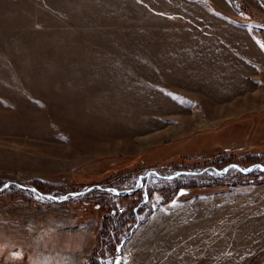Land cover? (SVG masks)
I'll return each mask as SVG.
<instances>
[{
	"label": "rangeland",
	"instance_id": "1",
	"mask_svg": "<svg viewBox=\"0 0 264 264\" xmlns=\"http://www.w3.org/2000/svg\"><path fill=\"white\" fill-rule=\"evenodd\" d=\"M240 2L0 0V187L264 167V0ZM0 264H264V171L10 184Z\"/></svg>",
	"mask_w": 264,
	"mask_h": 264
},
{
	"label": "water",
	"instance_id": "2",
	"mask_svg": "<svg viewBox=\"0 0 264 264\" xmlns=\"http://www.w3.org/2000/svg\"><path fill=\"white\" fill-rule=\"evenodd\" d=\"M230 168H235V169H237L238 171H240L242 173H250V172H252L253 170H255L257 168H259L262 171H264V167L261 164L252 165L251 167H249L247 169H242L237 164L229 165V166H227V167H225L223 169H217L215 167H207V168L200 169L198 171H190V172L189 171H179V172H177L175 174H171V175H168V176L162 175L157 170H149V171H146L144 174L139 176L138 185L135 188L130 189V190L117 191L115 188H112V187H104V186H101V185H94V186L86 187L83 190L78 191V192L67 193V194L62 195L60 197L54 196V195L46 193V192H41V191L37 190L34 186L21 184V183H17V182H7L2 187H0V190L5 188L6 185L8 186V185L12 184V185H14V186H16V187H18L20 189L30 190L38 197H45V198L50 199L52 201H58V202L63 201L65 199H68L70 197H76L78 195L84 194V193H86L88 190H90L92 188L107 190V191H110V192L114 193L117 196H125V195H127L129 193H134L137 189L141 188V186L143 185L144 179L149 177V176H151V175H156V176L164 177V178H175V177H177L179 175H182V174L189 175V174L200 173V172H204V171H208L210 173H216L217 175H224Z\"/></svg>",
	"mask_w": 264,
	"mask_h": 264
},
{
	"label": "trees",
	"instance_id": "3",
	"mask_svg": "<svg viewBox=\"0 0 264 264\" xmlns=\"http://www.w3.org/2000/svg\"><path fill=\"white\" fill-rule=\"evenodd\" d=\"M231 2H232V4H233V6L238 10V11H244L245 10V8H244V6H243V4L240 2V0H230ZM253 17V16H252ZM260 22H263V21H260ZM264 23H262V25H263ZM213 163H216V162H213ZM212 163V165L210 164L209 166H217V167H220V166H224V165H216V164H213ZM252 163H254V162H252ZM190 183V182H189ZM36 188H38V190H40V191H43L44 189L42 188V187H39V186H37ZM28 191V190H27Z\"/></svg>",
	"mask_w": 264,
	"mask_h": 264
},
{
	"label": "snow or ice",
	"instance_id": "4",
	"mask_svg": "<svg viewBox=\"0 0 264 264\" xmlns=\"http://www.w3.org/2000/svg\"><path fill=\"white\" fill-rule=\"evenodd\" d=\"M5 187H7V185Z\"/></svg>",
	"mask_w": 264,
	"mask_h": 264
},
{
	"label": "bare ground",
	"instance_id": "5",
	"mask_svg": "<svg viewBox=\"0 0 264 264\" xmlns=\"http://www.w3.org/2000/svg\"><path fill=\"white\" fill-rule=\"evenodd\" d=\"M254 97V96H253ZM230 109V108H229Z\"/></svg>",
	"mask_w": 264,
	"mask_h": 264
}]
</instances>
